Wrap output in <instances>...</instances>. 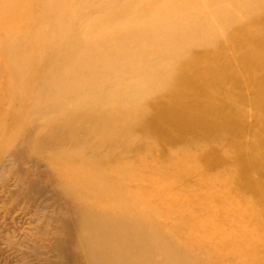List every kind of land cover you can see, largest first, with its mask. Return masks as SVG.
<instances>
[{"label":"bare ground","instance_id":"bare-ground-1","mask_svg":"<svg viewBox=\"0 0 264 264\" xmlns=\"http://www.w3.org/2000/svg\"><path fill=\"white\" fill-rule=\"evenodd\" d=\"M0 204V264H264V0H0Z\"/></svg>","mask_w":264,"mask_h":264},{"label":"rangeland","instance_id":"rangeland-1","mask_svg":"<svg viewBox=\"0 0 264 264\" xmlns=\"http://www.w3.org/2000/svg\"><path fill=\"white\" fill-rule=\"evenodd\" d=\"M50 205L49 204H43L41 205V207H43L44 210H46ZM40 211V210H39ZM5 212H7L6 215H9L7 224L9 227L12 226V218L14 217H18V218H22V219H29L32 218L33 216H35V213L32 210H28L25 207L20 206H14V205H2L0 204V218L2 217V215H5Z\"/></svg>","mask_w":264,"mask_h":264}]
</instances>
